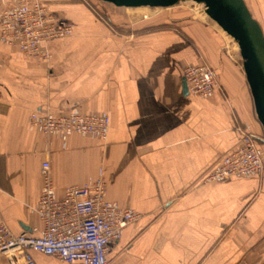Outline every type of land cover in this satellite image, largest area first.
<instances>
[{"label":"crops","instance_id":"1","mask_svg":"<svg viewBox=\"0 0 264 264\" xmlns=\"http://www.w3.org/2000/svg\"><path fill=\"white\" fill-rule=\"evenodd\" d=\"M43 1L76 29L48 42L50 60L0 38V223L42 234L44 161L59 196L98 179L104 165L108 198L141 214L112 242L109 264H264V175L203 180L239 144V120L264 135L244 63L220 57L223 35L203 20L138 27L108 5L104 19L83 0ZM246 2L264 30V0ZM203 55L218 67L219 85L212 96L186 94L183 70ZM73 107L108 113L109 138L48 135L30 123L33 111ZM0 264L13 263L0 253Z\"/></svg>","mask_w":264,"mask_h":264},{"label":"built area","instance_id":"2","mask_svg":"<svg viewBox=\"0 0 264 264\" xmlns=\"http://www.w3.org/2000/svg\"><path fill=\"white\" fill-rule=\"evenodd\" d=\"M74 32L71 22L61 19L41 0H12L10 6L0 12L1 40L35 58L50 60L48 42ZM184 76L190 93L202 97L212 96L219 82L208 63L191 64L184 70ZM30 123L48 135L88 133L105 141L112 126L108 113L89 114L74 107L68 113L33 111ZM238 129L241 132L239 144L221 156L220 162L205 175V181L263 176L264 135L260 137L250 128ZM43 164V192L36 209L45 228L41 235L27 231L16 234L7 222L0 223V253L13 264L21 260L25 264H38L34 251L53 255L67 264H109L107 253L112 242L121 238L124 228L141 214L108 198L104 165L99 169L98 179L68 186L65 196H59L51 176V164L48 160Z\"/></svg>","mask_w":264,"mask_h":264},{"label":"water","instance_id":"3","mask_svg":"<svg viewBox=\"0 0 264 264\" xmlns=\"http://www.w3.org/2000/svg\"><path fill=\"white\" fill-rule=\"evenodd\" d=\"M116 6L171 7L182 0H101ZM204 2L209 16L222 25V29L235 37L244 60V72L253 93L256 114L264 128V30L262 23L253 16L246 0H194ZM185 78L184 90L190 93ZM264 140V139H263Z\"/></svg>","mask_w":264,"mask_h":264},{"label":"rangeland","instance_id":"4","mask_svg":"<svg viewBox=\"0 0 264 264\" xmlns=\"http://www.w3.org/2000/svg\"><path fill=\"white\" fill-rule=\"evenodd\" d=\"M11 1L12 0L5 1L4 8H7L8 6H10ZM41 1H43V0H41ZM83 1H85V3L88 5V7L92 11L94 10L95 12L99 13V16L101 18H104V19L108 18L107 17L108 14H107V12H105L103 10V6L108 5V6H111L112 8H114V9L126 11L127 12L126 13L127 16L131 17L130 19H132V21H136L135 24H137L138 27H142L144 25L153 23L154 26L157 29H161V28L162 29L163 28H167V29H175V28L184 29L185 26L188 23H191L193 21L194 22H201L203 20L206 23L207 26L217 27V28H214V27H212V28L214 30L215 29L218 30L223 35L224 41L222 42L223 46L221 47L222 48V55L220 56L222 58V60H226V58H228V57L230 59H232V57L235 56L236 58H238V60H240V61H242L244 63V60H242V57H241V55H242L241 54V49L238 46L235 37L232 36L231 34L226 33L224 30L223 31L225 33H223L221 31V29L223 28L222 25H220L218 21H214L209 16L208 11H207V9L204 6L205 5L204 2L199 3V2L194 1V0H182L181 2L175 3L174 6L167 7V8L166 7L153 8V6L127 8L125 6L118 7V6H116L115 4H113L112 2H109V1H106V2L105 1H101V0H83ZM44 4H46L48 6V8L51 11H53L55 14H57L61 19H64L65 21L67 20V21L71 22V24L74 25V23H72V21L69 20L68 17H65V16L59 14L57 12V10L53 8V5H51L50 3H47L45 1H44ZM4 8H1L0 12ZM204 17H205V19H203ZM219 26H221V29H219L220 28ZM74 27H75V25H74ZM75 29H76V27H75ZM204 63L210 64V66L215 71V73H216V75L218 77V81H219V75H218V72H217L218 71V67H215L212 62H209V59H207L204 55H203V57H200L199 63H191V64L199 65V64H204ZM190 65H187L185 67V70ZM183 73H184V70H183ZM218 85H219V82H218ZM239 127H242V128H245V129L250 128L246 124H243L241 122V120L238 121L236 129H238ZM250 129H252V128H250ZM239 134L241 136L240 130H239ZM240 136H239V141H240ZM263 175H264V173H263ZM204 179H205V176H204L203 180ZM208 181H206V182H208Z\"/></svg>","mask_w":264,"mask_h":264},{"label":"bare ground","instance_id":"5","mask_svg":"<svg viewBox=\"0 0 264 264\" xmlns=\"http://www.w3.org/2000/svg\"><path fill=\"white\" fill-rule=\"evenodd\" d=\"M143 9V8H142ZM220 28L219 29H221V26H219ZM221 31L223 32V33H225L224 31H223V29H221ZM186 78V77H185ZM188 88V87H187ZM110 132V131H109ZM264 144V143H263ZM263 147H264V145H263Z\"/></svg>","mask_w":264,"mask_h":264},{"label":"trees","instance_id":"6","mask_svg":"<svg viewBox=\"0 0 264 264\" xmlns=\"http://www.w3.org/2000/svg\"><path fill=\"white\" fill-rule=\"evenodd\" d=\"M264 145V144H263Z\"/></svg>","mask_w":264,"mask_h":264}]
</instances>
